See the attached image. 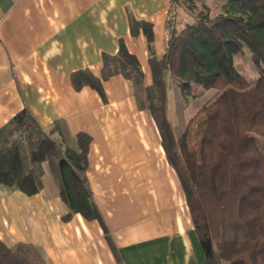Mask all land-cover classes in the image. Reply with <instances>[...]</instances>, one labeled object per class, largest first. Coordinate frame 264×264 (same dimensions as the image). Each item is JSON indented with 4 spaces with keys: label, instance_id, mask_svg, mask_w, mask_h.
<instances>
[{
    "label": "crops",
    "instance_id": "crops-1",
    "mask_svg": "<svg viewBox=\"0 0 264 264\" xmlns=\"http://www.w3.org/2000/svg\"><path fill=\"white\" fill-rule=\"evenodd\" d=\"M170 7V0H0V129L28 108L43 128L59 124L74 149L76 135L88 134L87 176L109 233L108 240L100 222L81 214L63 220L68 209L44 164L40 193L0 188L7 246L31 244L48 264H119L117 257L122 264H205L152 114L139 108L131 81L102 79L103 54L116 55L123 39L146 85L153 83L152 57L166 51ZM129 13L140 22L135 33Z\"/></svg>",
    "mask_w": 264,
    "mask_h": 264
},
{
    "label": "trees",
    "instance_id": "trees-1",
    "mask_svg": "<svg viewBox=\"0 0 264 264\" xmlns=\"http://www.w3.org/2000/svg\"><path fill=\"white\" fill-rule=\"evenodd\" d=\"M188 1L194 21L178 29L169 20L166 51L159 60L152 57L151 85L123 39L116 55L103 54L102 79L120 75L131 81L139 108L152 114L182 184L205 264H264V0H220L215 15L203 0L201 9L196 0ZM170 3L172 14L184 2ZM129 20L135 33L140 22L131 13ZM145 30L152 51V29ZM245 48L259 71L255 82L235 66ZM168 77L185 98L196 96V84L203 92L216 91L178 138L166 114ZM91 141L78 133L74 149L59 124L43 128L23 109L0 129V188L40 193L47 164L68 209L63 220L76 214L97 220L109 240L87 176ZM0 264L48 262L31 244L0 241Z\"/></svg>",
    "mask_w": 264,
    "mask_h": 264
},
{
    "label": "rangeland",
    "instance_id": "rangeland-1",
    "mask_svg": "<svg viewBox=\"0 0 264 264\" xmlns=\"http://www.w3.org/2000/svg\"><path fill=\"white\" fill-rule=\"evenodd\" d=\"M182 3L180 7H177L172 14H169V20H173L178 25L184 23H190L194 21V16L189 14L191 7V2L188 0H181ZM187 2V3H185ZM208 6L213 8L212 14L219 13V4L220 0H203ZM201 0H196L195 4L198 8H202ZM196 14V12H195ZM179 29V28H178ZM153 56V55H152ZM235 66L237 70L247 77L251 82H255L259 76V71L252 59L251 52L248 48L244 49L242 54H239L235 58ZM166 95H167V104H166V114L168 122L176 136L178 138L181 136L189 121L195 116V114L211 99L216 95L215 90L202 91L201 85H193V91L196 94L195 97L192 95L188 98L183 97L176 80H173L171 77L166 79ZM202 91V92H201ZM67 144V143H66Z\"/></svg>",
    "mask_w": 264,
    "mask_h": 264
}]
</instances>
